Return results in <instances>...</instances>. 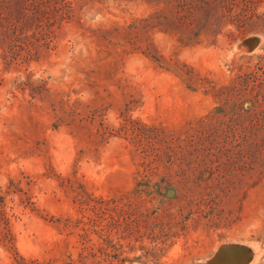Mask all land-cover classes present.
<instances>
[{
  "label": "rangeland",
  "instance_id": "1",
  "mask_svg": "<svg viewBox=\"0 0 264 264\" xmlns=\"http://www.w3.org/2000/svg\"><path fill=\"white\" fill-rule=\"evenodd\" d=\"M46 16L0 49V264H264V0Z\"/></svg>",
  "mask_w": 264,
  "mask_h": 264
},
{
  "label": "trees",
  "instance_id": "2",
  "mask_svg": "<svg viewBox=\"0 0 264 264\" xmlns=\"http://www.w3.org/2000/svg\"><path fill=\"white\" fill-rule=\"evenodd\" d=\"M58 1L61 0H0V49L4 51L11 40L25 37V31L41 23Z\"/></svg>",
  "mask_w": 264,
  "mask_h": 264
},
{
  "label": "water",
  "instance_id": "3",
  "mask_svg": "<svg viewBox=\"0 0 264 264\" xmlns=\"http://www.w3.org/2000/svg\"><path fill=\"white\" fill-rule=\"evenodd\" d=\"M243 43L249 48H252L258 43V38L250 37L247 38ZM220 251L215 257L212 256L203 264H215V260H217V258L220 260H224V264H247L251 257L252 249L244 245H231L226 251L223 252L224 255H226V259H221L219 257Z\"/></svg>",
  "mask_w": 264,
  "mask_h": 264
},
{
  "label": "bare ground",
  "instance_id": "4",
  "mask_svg": "<svg viewBox=\"0 0 264 264\" xmlns=\"http://www.w3.org/2000/svg\"><path fill=\"white\" fill-rule=\"evenodd\" d=\"M231 245H234V244H229V245H223V246H221L218 250H217V252H216V254L214 255V257L217 255V253L220 251V253H219V257L221 258V259H226L225 257H223V255H224V251H226ZM245 246V245H244ZM251 258V257H250ZM250 260V259H249ZM216 261V263L215 264H224V260H220V259H218L217 258V260H215Z\"/></svg>",
  "mask_w": 264,
  "mask_h": 264
}]
</instances>
